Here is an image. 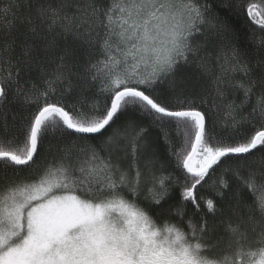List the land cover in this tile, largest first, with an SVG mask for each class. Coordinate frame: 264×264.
I'll return each instance as SVG.
<instances>
[{"label": "snow or ice", "instance_id": "6c2138e0", "mask_svg": "<svg viewBox=\"0 0 264 264\" xmlns=\"http://www.w3.org/2000/svg\"><path fill=\"white\" fill-rule=\"evenodd\" d=\"M241 15L264 33V0H0V264H264V35L241 47Z\"/></svg>", "mask_w": 264, "mask_h": 264}, {"label": "trees", "instance_id": "16d2710c", "mask_svg": "<svg viewBox=\"0 0 264 264\" xmlns=\"http://www.w3.org/2000/svg\"><path fill=\"white\" fill-rule=\"evenodd\" d=\"M235 25L240 33V46L244 47L246 39L250 38L252 34H255V37L257 40H259L260 36L264 35V33H261L258 26L253 24L247 17L246 15H241L238 16L235 19ZM236 80L242 79L241 75L238 73L235 77ZM235 99L237 103L243 99V92L242 91H232L230 90L229 94V99ZM222 116V114H221ZM159 155L162 160V162L165 164V172H174L177 176L180 175L179 172H177L174 168V165L172 164L171 161L168 160L164 145L161 143L159 146ZM131 162V157H129L127 160L123 161L125 166H127ZM3 174V171L0 170V175ZM150 186V180H149V175L147 171L144 173V177L142 178V188L146 191L147 188ZM198 195H202L208 198H212L214 196V192L210 188H204L199 190ZM244 196L248 202H251L253 197L252 195L248 192V190L244 191ZM181 201V196H180V188L177 186L172 189L171 197L168 200V205H172L174 207L179 206ZM140 203L143 204L145 203L142 199L140 200ZM203 207V204L201 205ZM167 207V206H166ZM195 209L192 204H187L186 206V212L187 216L185 219H187L188 216H192L193 213H195ZM196 218H199V214H197ZM156 219L158 222L164 221V220H171L173 222H178V218L175 217L174 215H169L167 212H165L163 215H157ZM223 233V230L221 229V234ZM228 237L225 236L224 240L221 241L219 247L216 249V254L222 255L227 249V242H228Z\"/></svg>", "mask_w": 264, "mask_h": 264}]
</instances>
